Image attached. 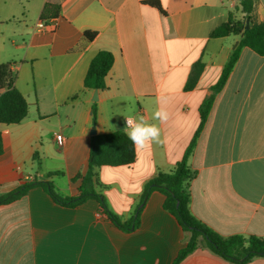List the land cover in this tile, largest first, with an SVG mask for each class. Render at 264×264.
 <instances>
[{"label": "crops", "instance_id": "0c3cea01", "mask_svg": "<svg viewBox=\"0 0 264 264\" xmlns=\"http://www.w3.org/2000/svg\"><path fill=\"white\" fill-rule=\"evenodd\" d=\"M46 4L58 6V15L39 29ZM229 13L243 17L238 0H0V94L2 66L8 65L28 105L19 123L0 124V193L57 173L48 178L56 192L75 196V177L88 169L91 130L124 131L127 116L158 123L152 114L167 97L170 119L159 125L164 143L135 149L131 165L94 168L96 190L109 210L121 222L130 219L145 183L181 160L199 123L198 108L238 45L235 35L209 38ZM254 18L264 22V0H255ZM86 32L94 38L86 39ZM101 50L114 62L93 102L94 90L84 89L83 80ZM197 61L203 71L185 92ZM188 164L196 172L189 191L197 220L222 236H264V56L241 50ZM163 201L152 192L139 227L126 233L94 200L71 208L31 188L0 206V264H171L187 234ZM180 264L228 263L197 249Z\"/></svg>", "mask_w": 264, "mask_h": 264}, {"label": "trees", "instance_id": "16d2710c", "mask_svg": "<svg viewBox=\"0 0 264 264\" xmlns=\"http://www.w3.org/2000/svg\"><path fill=\"white\" fill-rule=\"evenodd\" d=\"M151 5L158 7L156 1H149ZM255 0H238V7L243 17L237 20L232 13L228 14L226 22L220 24L209 33V38H223L230 35L239 37L238 45L231 52L228 60L223 65L221 74L214 85L210 87V94L206 96L199 108V123L189 144L184 150L183 156L170 172L158 171L149 179L140 196V202L133 216L121 222L113 214L104 199L96 190L94 168L101 166H128L135 161V148L125 132L116 130L107 134H95L90 138L88 169L85 174L77 175L80 180L77 194L71 197L59 195L53 183L48 180L57 173H50L44 180H34L23 183L8 193H0V206L13 203L27 194L34 187L42 188L50 198L61 206L77 207L88 200H94L99 212L106 216L112 224L120 230L130 233L140 225V214L148 196L154 192L164 195L163 209L172 215L182 231L187 234L185 245L180 248L171 264H180L185 258L197 249H205L220 257L228 264H246L255 258L264 259V236H222L197 220L190 211V183L196 172L189 166L188 160L196 147L197 140L207 117L212 108L216 95L223 89L228 77L233 70L243 48L251 50L259 56H264V22H257L254 18ZM58 15V6L44 5L40 21H48ZM248 23L249 27L244 28ZM88 40H92L95 33H84ZM114 62L113 55L105 50L98 51L92 58L87 68L83 86L86 90L104 91L106 89V77ZM5 69V90L0 94V124H17L23 120L28 112L25 98L14 87L15 75ZM204 65L200 61L195 62L188 74L184 85V91L194 89L203 71ZM95 103L92 107L93 121L95 120ZM2 153V140L0 136V154Z\"/></svg>", "mask_w": 264, "mask_h": 264}, {"label": "clouds", "instance_id": "9594fccd", "mask_svg": "<svg viewBox=\"0 0 264 264\" xmlns=\"http://www.w3.org/2000/svg\"><path fill=\"white\" fill-rule=\"evenodd\" d=\"M157 103L159 106L154 110L152 120L158 123H151L144 116L125 117L124 132L137 151L148 148L154 143H164L159 125L170 119V113L166 107L167 97L158 99Z\"/></svg>", "mask_w": 264, "mask_h": 264}, {"label": "built area", "instance_id": "2783aa9c", "mask_svg": "<svg viewBox=\"0 0 264 264\" xmlns=\"http://www.w3.org/2000/svg\"><path fill=\"white\" fill-rule=\"evenodd\" d=\"M49 22H51V24H52V23L54 22V20L49 21ZM36 26H37V28L41 29V28H43L45 25H44V22L39 21V22L36 24ZM124 122H125V121H124ZM55 140H56V142H57V144H58L59 146H63V145H64V139H63V137H62L61 135H59V134L55 135Z\"/></svg>", "mask_w": 264, "mask_h": 264}, {"label": "water", "instance_id": "95a60500", "mask_svg": "<svg viewBox=\"0 0 264 264\" xmlns=\"http://www.w3.org/2000/svg\"><path fill=\"white\" fill-rule=\"evenodd\" d=\"M249 27L248 23L245 24L244 28L247 29ZM97 94H98V91L97 90H94V93H93V97H92V101L95 102L97 101ZM90 134L93 136L96 134V131L95 129L93 128L90 132Z\"/></svg>", "mask_w": 264, "mask_h": 264}, {"label": "rangeland", "instance_id": "374dc122", "mask_svg": "<svg viewBox=\"0 0 264 264\" xmlns=\"http://www.w3.org/2000/svg\"><path fill=\"white\" fill-rule=\"evenodd\" d=\"M231 11L235 12L236 10L234 8L230 9Z\"/></svg>", "mask_w": 264, "mask_h": 264}]
</instances>
